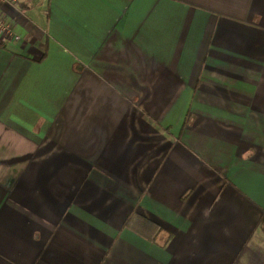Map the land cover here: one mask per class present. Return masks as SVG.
Returning a JSON list of instances; mask_svg holds the SVG:
<instances>
[{"label":"crops","instance_id":"obj_1","mask_svg":"<svg viewBox=\"0 0 264 264\" xmlns=\"http://www.w3.org/2000/svg\"><path fill=\"white\" fill-rule=\"evenodd\" d=\"M2 11L0 264H264V0Z\"/></svg>","mask_w":264,"mask_h":264},{"label":"built area","instance_id":"obj_2","mask_svg":"<svg viewBox=\"0 0 264 264\" xmlns=\"http://www.w3.org/2000/svg\"><path fill=\"white\" fill-rule=\"evenodd\" d=\"M37 2L40 0H0V37L17 42L19 36L15 32L14 25L7 20L2 11L3 7L17 8L22 2Z\"/></svg>","mask_w":264,"mask_h":264}]
</instances>
